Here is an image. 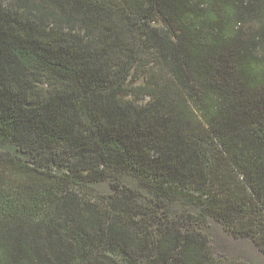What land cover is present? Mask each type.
Instances as JSON below:
<instances>
[{"label":"trees","instance_id":"obj_1","mask_svg":"<svg viewBox=\"0 0 264 264\" xmlns=\"http://www.w3.org/2000/svg\"><path fill=\"white\" fill-rule=\"evenodd\" d=\"M207 216L264 252V0H0V264H214Z\"/></svg>","mask_w":264,"mask_h":264},{"label":"rangeland","instance_id":"obj_2","mask_svg":"<svg viewBox=\"0 0 264 264\" xmlns=\"http://www.w3.org/2000/svg\"><path fill=\"white\" fill-rule=\"evenodd\" d=\"M139 81L141 82L142 79ZM126 179L130 187H133L136 191L134 199L137 204H141V209L139 207V211L134 214V217L136 221L141 222L143 220L151 221L153 217L154 224L149 227V230L152 232H155L156 225L158 224L157 221H159L155 217L161 215L162 210L163 212L167 211L165 214L170 218L176 219L179 214L195 208V199L190 200L188 197L179 194L177 195L178 197L176 196L170 200L165 207L154 208L150 211L143 204H149L153 198V193L150 188L135 176H126ZM71 187H76L90 201L97 200L102 202V200L108 198L113 193V190L106 181L71 182ZM187 201L192 204H189ZM162 215L165 216L164 214ZM194 226L208 235L213 247L214 264H264V252L250 236H236L212 216H207L204 221L194 222L192 227Z\"/></svg>","mask_w":264,"mask_h":264}]
</instances>
